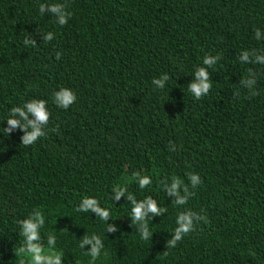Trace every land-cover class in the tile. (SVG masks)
<instances>
[{"label":"trees","instance_id":"trees-1","mask_svg":"<svg viewBox=\"0 0 264 264\" xmlns=\"http://www.w3.org/2000/svg\"><path fill=\"white\" fill-rule=\"evenodd\" d=\"M41 3H65L73 15L61 27ZM256 29L264 37V0H0V129L26 101L45 99L50 112L46 136L30 146L19 129L0 130V264H20L18 221L36 210L44 246L54 235L63 264H89L90 246L79 243L92 234L104 243L95 264H264V65L238 59L264 50ZM49 31L55 38L44 42ZM30 35L35 48L24 44ZM206 55L220 59L197 100L188 84ZM249 69L254 96L239 84ZM162 74L163 90L152 84ZM61 87L76 95L68 109L53 103ZM137 172L152 184L140 189ZM189 172L203 181L195 189ZM172 176L195 192L184 206L161 186ZM117 185L168 209L149 217L151 239H140L125 197L112 201ZM84 196L110 219L78 212ZM188 209L208 223L168 248Z\"/></svg>","mask_w":264,"mask_h":264},{"label":"clouds","instance_id":"clouds-1","mask_svg":"<svg viewBox=\"0 0 264 264\" xmlns=\"http://www.w3.org/2000/svg\"><path fill=\"white\" fill-rule=\"evenodd\" d=\"M39 12L41 15L45 12L52 14L55 17V22L61 27L66 25L68 19L73 15L71 11L67 10V5L65 3H41L39 5ZM41 35L44 42H50L55 38L54 33L51 31L41 33ZM254 37L257 40L264 38L262 37L260 29L254 31ZM24 44L26 46L30 45L33 48L37 46L33 35L26 37L24 39ZM56 59H60L59 52L56 53ZM219 59V55H206L203 58L202 66H199L194 70V80L188 84V91L195 99L199 100L208 95L212 89L213 84L208 68L213 67ZM238 59L241 63H258L264 65V50H261L260 52H257L255 49L251 51L243 50L238 56ZM169 79L170 77L168 74H162L159 78H153L152 84L157 89L163 90ZM239 84L248 90L249 95L254 96L257 94L254 90L257 85L256 73L251 69L248 70V76L242 78L239 81ZM236 95H240L239 91ZM75 101L76 95L70 88L61 87L58 91L53 93V103L59 108L68 109L73 103H75ZM49 120L50 112L47 100L32 99L26 101L23 106L13 107L10 110L9 117L6 119L7 127L0 130H2L4 136H9L11 133L19 129L23 132V135L20 137L21 143L24 146H30L39 138L46 136L45 128L47 127ZM51 130L55 131V129ZM170 150L174 151L175 149L173 147ZM134 178L140 189H144L152 184V178L150 176L141 175L139 172L134 173ZM187 179L190 182L192 189H195L198 185L203 183L200 175L197 173H187ZM161 186L166 195L172 197V204L174 206L186 205L189 198L195 195V192L190 191L189 186L177 176H172L170 183L162 181ZM112 193L113 195H111V199L113 202L119 201L121 197H125L126 200L131 203V219L138 225L137 231L140 239L144 241L151 239L153 232L149 229V217H160L165 214L168 209L159 206L157 201L151 196H145L144 199L137 200L134 194L128 192L126 186H114ZM76 210L78 212L95 213L97 217L105 222L111 217L110 210L101 207L100 202L96 197L84 196ZM199 221H203L207 224V215L190 209L180 211L175 221L177 226L171 234V239L167 241V247L175 248L179 241L195 230V225ZM18 224L21 228V235L24 237V242L16 253L21 257L20 264H63L64 255L62 252L57 251L55 247L56 237L54 235L49 234L47 236V249L44 246L41 237V229L45 224V216L41 211H34L30 216L18 221ZM105 231L114 233L117 232L118 229L112 224L107 223ZM86 245L90 246L86 251V254L91 257L89 264H95L104 248L103 240L96 234L84 235L80 239L79 247L84 249ZM164 255L167 256L168 252L165 251Z\"/></svg>","mask_w":264,"mask_h":264}]
</instances>
